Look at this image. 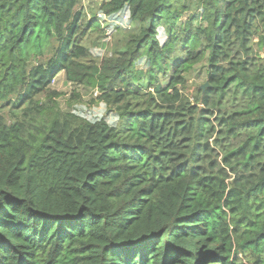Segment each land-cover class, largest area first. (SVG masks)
Masks as SVG:
<instances>
[{
	"label": "trees",
	"instance_id": "obj_1",
	"mask_svg": "<svg viewBox=\"0 0 264 264\" xmlns=\"http://www.w3.org/2000/svg\"><path fill=\"white\" fill-rule=\"evenodd\" d=\"M81 1L0 0V264H264V0H107L99 62ZM60 71L115 121L64 112Z\"/></svg>",
	"mask_w": 264,
	"mask_h": 264
},
{
	"label": "rangeland",
	"instance_id": "obj_2",
	"mask_svg": "<svg viewBox=\"0 0 264 264\" xmlns=\"http://www.w3.org/2000/svg\"><path fill=\"white\" fill-rule=\"evenodd\" d=\"M107 0H82L79 4L78 9L82 11V16L84 22L87 23L90 19H93L94 16H98L107 20L105 31L107 36H102L100 32L91 33L90 30L85 36V40L89 45V48L92 53V57L95 61L99 62L105 57H110L114 54L116 45L122 43L123 36L118 34L116 28H129L130 18L128 11L121 13L115 17H107L103 15L101 11L102 4ZM104 16V18L102 17ZM104 21V20H103ZM166 33L165 29L161 30V37H164L163 34ZM255 56L258 58L255 61H258L259 64L264 65V46L259 44H254ZM247 58V57H244ZM250 59V58H249ZM249 68L255 69V62L250 59ZM204 62L197 64L191 72L187 75V85L186 91L192 101L195 100L194 95L198 94V90L201 88L203 91L206 89L205 86L207 83V68ZM205 86V88H203ZM51 88L60 91L63 95L59 98V104L61 109L64 112L75 113L83 118L89 119L91 121L99 120L102 117H106L110 121H115V118L112 113L106 108V105L102 102L97 101L96 94L98 90L92 88H87L85 85H76L73 82L69 81L66 77L65 71H60L56 74L55 78L52 81L50 86ZM245 101L242 98H239L235 103V98L231 95L228 97V104L225 102L223 110L226 107L231 108L232 106L244 104ZM203 106V104H201ZM11 113L6 110L5 115L9 116ZM208 114L212 119L218 114L217 109L215 112L211 109L208 110ZM239 138L238 140H242ZM234 140H232L233 142ZM222 154L219 156L221 160ZM243 231V229H242ZM252 250L248 254L240 253L237 264H252L251 259L253 255L251 254Z\"/></svg>",
	"mask_w": 264,
	"mask_h": 264
},
{
	"label": "water",
	"instance_id": "obj_3",
	"mask_svg": "<svg viewBox=\"0 0 264 264\" xmlns=\"http://www.w3.org/2000/svg\"><path fill=\"white\" fill-rule=\"evenodd\" d=\"M208 85H209V83H207L205 86H208ZM205 86L203 88H205Z\"/></svg>",
	"mask_w": 264,
	"mask_h": 264
}]
</instances>
